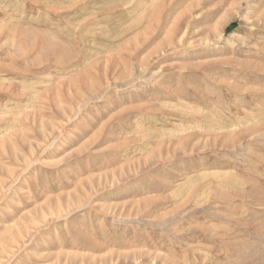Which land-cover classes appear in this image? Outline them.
Here are the masks:
<instances>
[{"label": "rangeland", "instance_id": "1", "mask_svg": "<svg viewBox=\"0 0 264 264\" xmlns=\"http://www.w3.org/2000/svg\"><path fill=\"white\" fill-rule=\"evenodd\" d=\"M0 264H264V0H0Z\"/></svg>", "mask_w": 264, "mask_h": 264}]
</instances>
